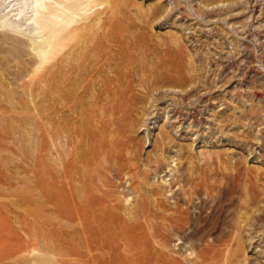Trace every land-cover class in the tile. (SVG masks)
<instances>
[{
    "label": "rangeland",
    "instance_id": "374dc122",
    "mask_svg": "<svg viewBox=\"0 0 264 264\" xmlns=\"http://www.w3.org/2000/svg\"><path fill=\"white\" fill-rule=\"evenodd\" d=\"M119 11L91 76H26L0 96V264H85L80 211L140 260L264 264V0Z\"/></svg>",
    "mask_w": 264,
    "mask_h": 264
},
{
    "label": "bare ground",
    "instance_id": "6f19581e",
    "mask_svg": "<svg viewBox=\"0 0 264 264\" xmlns=\"http://www.w3.org/2000/svg\"><path fill=\"white\" fill-rule=\"evenodd\" d=\"M119 8L120 0H0V31L26 38L27 47L33 52V58L25 59L28 52L20 50L23 43L0 33V53L4 54L0 55V68L15 62L14 66L21 70L15 75L8 68L0 72L1 76L7 78L4 81L9 79L5 88L0 86V96L11 100L13 90L9 84L26 76L39 74V81H45L47 86L52 84L54 78H62L63 71L91 76L98 66L95 60L98 59L97 51L104 44L113 42L110 35L119 31ZM10 74L14 75L13 79L7 77ZM121 82L122 77L118 73L114 77H104L105 93L109 94L112 85L118 86ZM129 114L130 110L123 106L119 116ZM89 221L85 211L78 212L79 230L85 239L89 238L86 242L92 243L85 245L87 254L81 259L85 264H168L159 260H140V250L136 244L120 246L109 244L106 239H95L93 223ZM9 250L19 251L16 247Z\"/></svg>",
    "mask_w": 264,
    "mask_h": 264
}]
</instances>
